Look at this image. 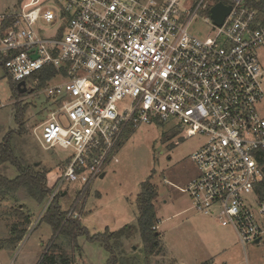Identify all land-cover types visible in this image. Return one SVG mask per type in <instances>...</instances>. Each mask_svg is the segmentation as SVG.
<instances>
[{
  "label": "built area",
  "instance_id": "2783aa9c",
  "mask_svg": "<svg viewBox=\"0 0 264 264\" xmlns=\"http://www.w3.org/2000/svg\"><path fill=\"white\" fill-rule=\"evenodd\" d=\"M58 9L0 14V56L12 80L52 101L34 129L70 149L40 214L65 181L88 191L106 175L127 129L174 120L199 137L188 186L195 211L231 226L243 247L264 241V0H61ZM231 11L221 25L212 7ZM202 19L206 33L193 31ZM68 217L81 218L75 206ZM81 264V263H78Z\"/></svg>",
  "mask_w": 264,
  "mask_h": 264
},
{
  "label": "rangeland",
  "instance_id": "374dc122",
  "mask_svg": "<svg viewBox=\"0 0 264 264\" xmlns=\"http://www.w3.org/2000/svg\"><path fill=\"white\" fill-rule=\"evenodd\" d=\"M59 4L61 0H0V14L25 12L37 6L57 10ZM208 29L202 19L192 27L193 31L202 33ZM258 55L264 64V47ZM7 73L0 65V144L9 135L14 153L27 164H37V169L46 171L52 185L71 150L42 147L34 129L47 118L53 103L31 80H27L24 95L16 97ZM19 107L23 109L22 134L16 117ZM258 109L264 115V100ZM180 127L171 120L127 129L117 150L119 161L111 162L106 175L91 184L82 198V183L67 180L62 184L59 193L62 210L68 212L75 206L82 226L91 236L123 231V241L122 238L112 240L114 249L122 256L121 264H264V241L244 248L231 226H223L216 218L194 210L189 193L182 189L198 175L191 154L202 139L184 138ZM19 174L15 164L0 159V177L15 179ZM147 180L158 188L155 207L161 245L149 261L144 252L137 208L141 183ZM46 202L47 199L40 203L32 198L26 188L0 189V246H10L0 250L2 264H42L49 252L63 253L62 257L68 259L76 252L85 264H108L110 253L102 242L92 241L85 234L78 236L75 243L64 235L54 237L51 225L45 220L38 221ZM17 209L32 212V224L19 243L7 245L13 224L22 223L17 218Z\"/></svg>",
  "mask_w": 264,
  "mask_h": 264
},
{
  "label": "trees",
  "instance_id": "16d2710c",
  "mask_svg": "<svg viewBox=\"0 0 264 264\" xmlns=\"http://www.w3.org/2000/svg\"><path fill=\"white\" fill-rule=\"evenodd\" d=\"M5 62L6 60L0 56V65L4 68ZM7 74L9 75L14 95L18 98L23 96L24 93H22L21 89L18 88V84L12 80V77L9 73ZM51 75H53V72H48L47 74L42 75V80L37 88L41 89L45 85L46 80ZM21 111H23V109L19 107L16 116L17 121L20 124V134L24 132V125L21 122ZM9 138V135L6 136L4 139V143L0 144V159L2 162L10 161L15 164L19 168L20 174L15 179H8L7 177L1 176L0 189L15 191L21 188H26L28 189V192L32 196V198L40 203L43 202L53 191V186L49 183L50 179L48 173L42 169H37V164H27L22 157H18L14 153L12 147L9 145ZM259 162L263 166L264 170V150L260 153ZM256 191L259 196L264 199V178L258 184ZM83 192L85 193V191H81L80 198H82L84 194ZM59 197L60 196L57 195L54 198L51 205L41 219V221L45 220L51 225L54 231V237L57 234L58 236L64 235L65 237L70 238L72 243H75L78 236L85 234L90 240L100 241L103 243L105 248L110 253L108 264H121L122 256L119 255L115 250V242L112 243V240L121 239L124 235V232L121 231L116 234L106 232L104 234H95L91 236L88 230L82 226L79 218L68 217V212L62 210V207L59 204ZM157 198L158 188L153 183H151L150 180L142 182L141 191L137 197V208L139 212L138 223L147 261H149L152 255L156 254V252L160 250L161 246L160 232L158 231L157 212L155 207V201L157 200ZM21 210H23V208ZM21 210L17 209L16 215L18 220H20L22 223L20 224L16 221L13 224L10 232V244L19 243L26 236L31 225L30 213H24ZM129 232H131V230ZM49 253L46 254V257L42 264H57L59 262L69 264L70 259L62 258L61 255L58 256L55 253Z\"/></svg>",
  "mask_w": 264,
  "mask_h": 264
},
{
  "label": "water",
  "instance_id": "95a60500",
  "mask_svg": "<svg viewBox=\"0 0 264 264\" xmlns=\"http://www.w3.org/2000/svg\"><path fill=\"white\" fill-rule=\"evenodd\" d=\"M212 11V17L215 20V22L218 25H221L223 23V21L225 20V18L228 16V14L231 11V6H227L222 2L217 3L216 5H214L211 9ZM21 85H24V83H21L19 85V88L21 89V92L24 93L26 91L25 87H21ZM104 177V175H103Z\"/></svg>",
  "mask_w": 264,
  "mask_h": 264
},
{
  "label": "crops",
  "instance_id": "0c3cea01",
  "mask_svg": "<svg viewBox=\"0 0 264 264\" xmlns=\"http://www.w3.org/2000/svg\"><path fill=\"white\" fill-rule=\"evenodd\" d=\"M8 13H9V12H8ZM1 14H3V13H1ZM63 193H64V194H67V191H64ZM29 213H30V219H31V224H32V212H29ZM9 239H10V238H9ZM9 239H8V240H9ZM63 240H64V238H63ZM122 241H123V238H122ZM8 244H10V243L8 242L7 245H8ZM7 247H10V246L1 245V246H0V250L4 251V250L7 249ZM55 254H57L58 256H60V255H61V256L64 255L63 253H59V252H55ZM62 258H64V257H62ZM2 261H3V258H2V255H1V253H0V264H2ZM74 261H79L78 263L85 264V261H82L81 259H80V260L78 259L77 255H76V252L73 253L71 259L69 260V264L74 263ZM78 263H77V264H78ZM57 264H64V263H63V262H62V263L59 262V263H57ZM66 264H68V263H66Z\"/></svg>",
  "mask_w": 264,
  "mask_h": 264
}]
</instances>
